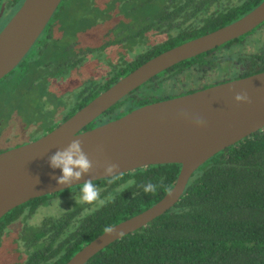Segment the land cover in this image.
<instances>
[{"label":"trees","instance_id":"1","mask_svg":"<svg viewBox=\"0 0 264 264\" xmlns=\"http://www.w3.org/2000/svg\"><path fill=\"white\" fill-rule=\"evenodd\" d=\"M153 1L136 0L135 5L148 7L147 4ZM157 1L162 3L156 7L155 13L146 17V21L112 27L110 32L115 30L118 34L110 33L115 36L113 40L86 45L81 54L78 52L81 44L71 43L63 49L64 57L69 59L67 69L83 63L84 60L81 63L75 61L76 55L88 57L89 54L107 56L105 60L111 68L105 82L92 78L88 86L78 91V101L63 121L150 58L233 22L262 0ZM61 4L59 8H62ZM49 25L44 42L40 37L37 40L43 46L49 41L55 26ZM134 28L136 32L130 39L133 42L127 46L129 39L124 38L122 33ZM152 31L163 35L164 39L152 42L148 34ZM137 36L140 38L137 39ZM113 44H117V50L124 46L123 49L128 53L136 49V54L126 58L125 52L118 62H110V59L117 58L114 50L109 51L107 47ZM75 45L77 53L71 54L70 50ZM262 48L263 45H260L258 49L262 52ZM101 50L105 51L100 53ZM111 53L114 56L108 58ZM222 59L225 56L214 49L179 62L132 91L85 129L118 118L142 105L176 96L179 88H168L166 83L169 79H176L179 73L189 69L196 74L206 73L219 65ZM46 63L35 62L31 69L38 71L43 65H50ZM66 68L59 74L60 80ZM260 71H264V57L256 58L250 64L246 76ZM170 89L174 91L166 92ZM180 89L188 93L196 88L182 86ZM180 168L179 163L152 164L94 180L93 183L100 190V198L107 201L111 197V202L88 212L83 210L87 204L74 202L75 205L66 209L68 211L63 216L47 218L39 228L28 231V235L27 232L23 238L19 235L24 247L30 250L29 255L23 249L27 260L25 263L23 259V264H65L83 245L100 235L106 226H113L161 199L173 187ZM129 181L135 183L129 184ZM148 182L158 185L155 194L143 192L141 186ZM81 187L82 184H78L62 192L79 196ZM49 197L44 195L34 198L6 213L0 219V237L25 206L32 205L31 210L35 209L40 202L48 201ZM80 216L83 219L74 222L75 217ZM46 248L47 251H43ZM85 264H264V128L212 156L195 171L174 207L148 225L112 242Z\"/></svg>","mask_w":264,"mask_h":264},{"label":"water","instance_id":"2","mask_svg":"<svg viewBox=\"0 0 264 264\" xmlns=\"http://www.w3.org/2000/svg\"><path fill=\"white\" fill-rule=\"evenodd\" d=\"M63 0H25L0 31V80L10 74L37 42ZM264 21V0L242 17L176 45L119 78L73 115L37 139L0 152V219L15 207L84 180H98L108 163L112 176L152 164H181L169 191L143 211L111 226L78 250L65 264H85L112 242L161 216L180 200L195 171L212 156L264 128V71L162 99L85 129L113 105L162 71L213 50L252 31ZM237 94L247 100L237 101ZM73 139L93 163L89 173L71 185L49 157Z\"/></svg>","mask_w":264,"mask_h":264},{"label":"rangeland","instance_id":"3","mask_svg":"<svg viewBox=\"0 0 264 264\" xmlns=\"http://www.w3.org/2000/svg\"><path fill=\"white\" fill-rule=\"evenodd\" d=\"M11 1L9 0V3ZM24 1L15 0L16 6L7 7L3 15L1 7L0 31L12 18L16 10L20 8L19 6H22ZM135 3L136 0L62 1V8H59L57 15L53 16L50 21L55 26H53L51 37L46 42V45L43 46L36 42L23 63L21 62L10 74L0 80V117H3V124H8L7 128L11 130L10 133L12 135L9 140H6L3 138L4 133L0 131V148L12 147L20 139L26 141L39 137L41 133L55 128L63 121L64 116L69 114L75 107L80 96L78 91L88 86L92 78L101 82L105 80V77L111 71L109 64L105 60L107 56H88L82 64L67 69L69 59L64 57L63 49L71 43L81 44L78 51L81 54L86 45L99 44L103 40L104 42L113 40L115 36L113 33L110 35V33L114 32L117 36L118 34L115 30L110 32L112 27L133 25L141 23L142 20L146 21V17L151 15L152 12L155 13L156 7L160 6L159 4L162 1L154 0L147 4L150 8L136 6ZM49 24L40 36L42 42H44L45 35L49 30ZM135 32L134 28L131 31L122 33L124 38L129 39L127 46L133 42L130 39ZM148 34L154 43L164 39L163 35H158L154 31ZM263 37L264 33L255 39V44L263 42ZM136 38L140 37L137 36ZM53 47L54 49H52ZM55 47L59 50H56ZM115 48L116 46L109 51L114 50L113 53H115L117 58H112L114 56L113 53L109 54L108 58H112L110 62H118L125 55V52L127 53L126 58L136 54V49L128 53L123 49L124 46L118 50ZM76 49L77 46L75 45L70 50L71 54ZM257 49L253 43H247L244 52H254ZM137 50L139 51V49ZM223 56L228 58L227 55ZM35 62L43 64L47 62L46 64L50 63V65H47V67L43 65L40 70L33 71L31 67L34 66ZM225 66L226 63L224 61L217 68L215 67L216 69L208 70L202 79H212L225 74L229 70ZM65 68L67 71L63 74L62 80H59V74ZM195 75L196 73L189 69L186 72L179 73L176 79L174 77L169 79L166 86L168 88L173 86L180 87L183 82H187L189 86H192V84L197 83ZM54 77L58 79L52 80ZM173 91V89H170V91L166 90L169 93ZM31 124L34 126L28 128ZM71 202L70 196L52 200L51 206L40 207L34 217L31 216L32 220L30 222L37 224L46 215H55L61 209L71 207ZM18 224L21 223L16 222L15 227L18 226L19 228ZM15 227L6 230L4 235L0 237V264H23V259L25 263L27 261L23 251L25 244L23 240H19V232Z\"/></svg>","mask_w":264,"mask_h":264},{"label":"flooded vegetation","instance_id":"4","mask_svg":"<svg viewBox=\"0 0 264 264\" xmlns=\"http://www.w3.org/2000/svg\"><path fill=\"white\" fill-rule=\"evenodd\" d=\"M13 1V0H12ZM11 3H9V0H0V9L2 7V15L4 14V12L6 11L7 7L9 6H12V7H15L16 4L14 3L15 0ZM10 4V5H9ZM20 7V6H19ZM18 10V9H17ZM16 10V11H17ZM2 17V16H1ZM264 33V21L258 25L256 28H254L252 31L248 32L247 34L243 35V36H246L245 38H243L242 36L239 37V38H236L234 40H231L217 48L216 49V52H218L221 56L223 55H227L228 58L225 57V59L227 60H224L222 59L220 61V64L222 62L225 61L226 63V69L228 68L229 70L225 73V74H222L220 76H217V77H214L212 79H202V77H204L206 75V73H199V74H196V79H197V83L196 84H192L191 87H188V83L187 82H183L180 87L182 86H185L187 87L188 89H195V90H191L190 92H193V91H196V90H199V89H202V88H205V87H208V86H212V85H215V84H218V83H222V82H225V81H229V80H233V79H238V78H241V77H245L248 73V70H249V67H250V64L256 59V58H261V57H264V51L261 52V49H257L256 51L254 52H247L245 53L244 51V48L246 46L247 43H253L254 46H256L257 48L260 47V45H263V48H264V41L263 42H258L257 44H255V39H257V37H260L262 36V34ZM264 38V37H263ZM117 44H113V45H109L107 46L109 49H111L112 47L116 46ZM262 48V49H263ZM214 50V49H213ZM105 50H101V52H104ZM211 51V50H210ZM76 52V51H74ZM208 52V51H207ZM257 54V56H256ZM93 54H89V56H92ZM96 55V54H95ZM87 57L84 56V55H76L75 57V61H79L81 63V61L83 60H86ZM219 64V65H220ZM217 65L216 68L219 66ZM215 68V69H216ZM261 72V71H260ZM198 77H199V81H198ZM154 78V77H153ZM54 79H58V78H52V80ZM108 79V76L105 77V80H102V82H105L106 80ZM59 80H60V77H59ZM103 84V83H102ZM207 85V86H206ZM179 88V91H177L175 94L176 96H179V95H183V94H187V93H183L184 91H182L181 89ZM188 92V93H190ZM101 93V92H100ZM175 97V96H174ZM92 100V99H91ZM8 124H3V117H0V131L4 133V136L3 138L6 139V140H9L11 138V130L9 128H7ZM34 126L33 124H31L30 126H28V128ZM36 126V125H35ZM38 128V126H36ZM50 130L52 129H49L47 132H49ZM45 132V133H47ZM45 133H41L40 136L44 135ZM1 135V133H0ZM39 136V137H40ZM38 136L37 137H34V138H31L29 140H26L24 141L23 139H20L18 141L17 144H15L14 146L12 147H16V146H19V145H22V144H25L31 140H34V139H37L39 138ZM1 138V136H0ZM12 147H1L0 148V152L2 151H5L7 149H10ZM66 190V189H65ZM63 190L61 191H58V192H55V193H52V194H47V195H50L51 197L48 198V201L44 202H40L36 207L35 209H32L31 210V207L32 205H27L23 208V211L22 213L14 220L12 221L11 223H9L6 228H5V231L10 229V228H13L15 227V224L16 222H20L21 224H18L19 225V228L18 226L15 227V229H17V231L19 232V235L24 236V234L26 235V232L30 231L31 229H36V228H39L42 223L47 219V218H50V217H61L64 215V213L66 211L69 210V208L71 209V207L67 208L68 210L66 209H61L59 212H57V214L55 215H46L44 218H42L41 222L37 223V224H32L30 221L32 220L31 216L34 217V215L36 214V211L39 210L40 207L42 206H51L50 203H52V200H55V199H58V198H65L67 196H70V199H72V202L71 204L74 206V202L75 199L73 198L74 196L73 195H70V192H62ZM73 196V197H71ZM77 196V195H76ZM79 197V196H77ZM38 198V197H37ZM105 198V197H104ZM32 200V199H31ZM30 201V200H29ZM27 201V202H29ZM51 201V202H50ZM25 202V203H27ZM50 202V203H49ZM23 203V204H25ZM22 205V204H21ZM20 206V205H19ZM18 207V206H17ZM97 207H99V203H95V204H87L85 207H83V210L87 212L88 211H93L94 209H96ZM16 208V207H15ZM81 217V216H80ZM81 219H83L82 217L81 218H77L75 217V220L74 222H78L79 220L81 221ZM79 221V222H80ZM20 225H21V229H20ZM86 245V244H85ZM84 246V245H83ZM82 246V247H83ZM24 249L27 250V254L30 255V250L28 247H25ZM81 249V248H80ZM43 251H47V248L46 249H43ZM76 253V252H75Z\"/></svg>","mask_w":264,"mask_h":264},{"label":"clouds","instance_id":"5","mask_svg":"<svg viewBox=\"0 0 264 264\" xmlns=\"http://www.w3.org/2000/svg\"><path fill=\"white\" fill-rule=\"evenodd\" d=\"M235 99L237 101L247 100L248 97L247 94H237ZM49 164L53 169H61L62 175L56 178L57 183L61 185H71L73 182L79 181L83 175L89 173L93 168V163L84 152L82 142L79 139H73L65 148L58 149L49 157ZM118 168L119 165L117 163H108L104 169L105 175L112 176L117 172ZM134 183L135 181H129V184ZM141 187L145 194H155L158 185L148 182ZM168 191L171 194V190L168 189ZM73 198L76 204H95L98 202L100 206L112 200L111 197L107 201L100 198V190L92 179L84 180L80 188L79 197L74 195ZM114 230L111 226H106L104 229L107 233H112Z\"/></svg>","mask_w":264,"mask_h":264}]
</instances>
